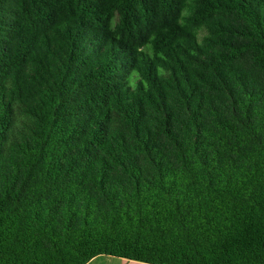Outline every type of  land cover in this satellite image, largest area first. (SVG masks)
I'll use <instances>...</instances> for the list:
<instances>
[{"label": "trees", "instance_id": "trees-1", "mask_svg": "<svg viewBox=\"0 0 264 264\" xmlns=\"http://www.w3.org/2000/svg\"><path fill=\"white\" fill-rule=\"evenodd\" d=\"M264 264V0H0V264Z\"/></svg>", "mask_w": 264, "mask_h": 264}, {"label": "crops", "instance_id": "crops-1", "mask_svg": "<svg viewBox=\"0 0 264 264\" xmlns=\"http://www.w3.org/2000/svg\"><path fill=\"white\" fill-rule=\"evenodd\" d=\"M100 259H105L104 264H147L143 262L128 260L125 258H119V257H112V256H98L94 259H92L88 264H96V262Z\"/></svg>", "mask_w": 264, "mask_h": 264}, {"label": "rangeland", "instance_id": "rangeland-1", "mask_svg": "<svg viewBox=\"0 0 264 264\" xmlns=\"http://www.w3.org/2000/svg\"><path fill=\"white\" fill-rule=\"evenodd\" d=\"M104 262H105V259H100V260H98V261L96 262V264H104Z\"/></svg>", "mask_w": 264, "mask_h": 264}]
</instances>
